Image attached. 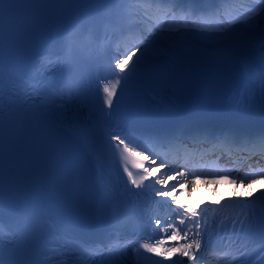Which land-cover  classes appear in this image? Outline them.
<instances>
[{"label":"snow or ice","instance_id":"obj_1","mask_svg":"<svg viewBox=\"0 0 264 264\" xmlns=\"http://www.w3.org/2000/svg\"><path fill=\"white\" fill-rule=\"evenodd\" d=\"M43 2H55V0H2L0 2V51H2L3 45V25H4V14H5V6L6 5H15L21 3H43ZM80 3H95L100 2L109 5L116 4H125L131 2V0H78ZM151 3H161V4H172L176 5L179 3H193L196 0H150ZM210 2H215L217 4H225L228 3L229 0H210ZM260 11L248 15L243 20L235 21L236 25H245L247 31L251 34L253 40L264 41V29H259V23L264 22V0H260ZM11 9H9L10 11ZM175 11V9H173ZM195 12V10H192ZM203 11V10H202ZM83 21H78L73 25V31L79 30L82 26ZM191 23L196 25V30L208 34V35H223L228 31L232 30V26L230 25L228 28H220V29H209L200 27L201 21L193 15ZM191 30L188 27H168L165 28L163 26L159 27L157 30L150 32L147 36L142 37V43L135 45L130 50L125 49L122 52V58L115 60V69L118 70L119 74H123L119 79L115 80V82L107 83L103 86V103L109 108L113 104V98L116 95L117 87L121 85L122 80H127L129 73L133 72L137 65L140 63L142 59H144L149 50L153 49V46L159 44L163 47H167L166 41H174L184 35L187 31ZM73 32H69L64 37V44L67 49L69 57L71 56L74 45H73ZM158 50V49H156ZM139 52L140 55H136ZM135 56V62L133 63V57ZM128 61L131 63V67H129V63H125ZM2 63V62H0ZM44 61L38 60L35 62L33 67L34 76L31 78V81H22V88L27 90L29 88L32 89V92L37 93L38 95H45L44 88L39 86V82L36 79V76L39 75L40 67ZM67 77L63 81V87L57 89L55 95H48L46 98H50L53 102L56 100H61L65 97L71 99L74 94H78L82 88V82L78 79L74 73L71 62L67 64ZM127 70V71H126ZM2 74H0V86H2ZM0 92H2V87H0ZM25 94L29 96V99H32V93L25 91ZM2 99V96H0ZM185 134H191L194 137L203 136L206 139H220L223 138L225 141L236 142L238 138H244L246 141L259 144L260 148L264 150V129H259L254 132H239L235 129H221V130H210V129H189L187 127H180L174 129L170 132H165L160 134L158 137L153 138L152 141L145 140L135 134L125 133V138H121V134L111 135V140L115 141V145H111L110 147L118 150L119 155L126 159L125 153L131 154L132 149L129 147V143H126V139L129 142L136 144H144L152 142H158L161 138H175L177 136L182 137ZM87 147L89 153L96 158L97 166L99 167L101 173L104 170V160L102 158V154L100 153L99 147L91 137L86 138ZM122 146V150L121 149ZM154 155H159L158 153H153ZM136 155H140L137 153ZM155 166L157 168V172L154 174L151 172V167ZM137 168L142 170L139 175V179L134 176L133 172L128 169L125 165L123 167V172L127 175V182L131 185L139 188L141 185H144V181H148V184L144 185L145 190L151 189L153 191L154 196L167 198L163 201H156V203H164L168 206L170 211V216L165 220L166 227H160L159 230L164 232L167 236V240L174 241L171 248L172 251L176 252L179 257H187L192 264H196L199 258H203L201 253L202 242L207 244V241L210 239L208 234V224L204 216H207V213L203 211L208 207H211L207 202H202L201 205H198L197 208L201 209V212H198L197 209H193L188 205H180L177 203V196L174 194L179 190H182L180 187V182L182 180L187 181L188 176H196V172L188 166L187 163L183 165H175L173 163H169L166 159L161 158L160 163L157 165L156 162L150 159L149 156L144 157L143 162L137 163ZM167 169L171 171L173 175L169 177L170 180L174 181V183L169 184L168 180L161 179V174L167 176V171H162ZM3 178H4V156L2 165H0V193H2L3 189ZM159 186V187H158ZM172 188V191L167 190L168 188ZM126 191H131L132 189L127 188L125 186ZM260 196L264 197V189L260 190ZM233 198H228L227 202H231ZM2 203V200H0ZM172 204H177L176 208H171ZM174 217V218H173ZM2 219V217H0ZM215 222V221H214ZM150 223V220H149ZM235 223V222H233ZM161 225V220L157 218L155 220V226L159 227ZM221 227H223L221 225ZM170 233V234H169ZM3 236V231L0 229V237ZM72 238L69 237L65 240L64 246H68V242ZM120 237H116V241L109 243V250L113 254H117L122 247H126V245H121L119 243ZM2 243V240H0ZM91 244L100 243L103 244L104 241L98 242H88ZM166 240L160 239L156 242V245H151L148 243H142L140 245L141 248L146 250V252L154 253L161 257L167 259L171 254L169 248L165 247L163 251L160 250L159 245H165ZM198 254H200L198 256ZM0 264H5L3 259H0ZM63 264H68V262H63ZM86 264V262H84ZM113 264H119V261L114 260ZM158 264H163V261L158 262ZM172 264H186L183 260L172 261Z\"/></svg>","mask_w":264,"mask_h":264},{"label":"bare ground","instance_id":"obj_2","mask_svg":"<svg viewBox=\"0 0 264 264\" xmlns=\"http://www.w3.org/2000/svg\"><path fill=\"white\" fill-rule=\"evenodd\" d=\"M256 6L258 7V11H260L261 4L256 3ZM259 29H264V22L259 23ZM164 171V170H162ZM151 172L156 173L157 168L155 166L151 167ZM173 175L172 172H168V175H161L162 179L168 180L169 184L174 183V181L170 180L169 177ZM204 185L205 187L214 190L215 192H221V193H227V194H233V195H238V196H243L247 197L250 193V189L253 185L252 182L250 183H244V184H217V185H205L204 183L200 182L199 180L196 179H188L187 181L182 180L180 182V187L182 190L177 191L174 193L177 196V202L178 201H183V200H191L193 198V190L196 188L198 185ZM167 190L172 191V188H168ZM161 199L165 200L167 198L160 197Z\"/></svg>","mask_w":264,"mask_h":264}]
</instances>
